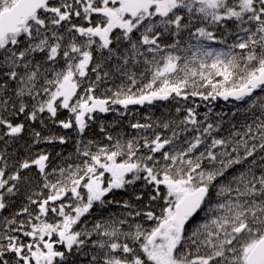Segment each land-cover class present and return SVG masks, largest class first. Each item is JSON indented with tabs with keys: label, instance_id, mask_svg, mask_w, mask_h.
<instances>
[{
	"label": "snow or ice",
	"instance_id": "snow-or-ice-1",
	"mask_svg": "<svg viewBox=\"0 0 264 264\" xmlns=\"http://www.w3.org/2000/svg\"><path fill=\"white\" fill-rule=\"evenodd\" d=\"M0 264H264V0H0Z\"/></svg>",
	"mask_w": 264,
	"mask_h": 264
},
{
	"label": "trees",
	"instance_id": "trees-1",
	"mask_svg": "<svg viewBox=\"0 0 264 264\" xmlns=\"http://www.w3.org/2000/svg\"><path fill=\"white\" fill-rule=\"evenodd\" d=\"M229 107H231L230 104H228V103H226V102H224V101H218V102H217V108H216V110H217V111H220V110L227 111ZM142 111H147V110H146V109H143ZM161 111H163L162 108L156 109V110H155V114H156V115H160V112H161ZM109 119H111V115L109 116Z\"/></svg>",
	"mask_w": 264,
	"mask_h": 264
},
{
	"label": "water",
	"instance_id": "water-1",
	"mask_svg": "<svg viewBox=\"0 0 264 264\" xmlns=\"http://www.w3.org/2000/svg\"><path fill=\"white\" fill-rule=\"evenodd\" d=\"M134 107H137L138 108L139 106H134Z\"/></svg>",
	"mask_w": 264,
	"mask_h": 264
}]
</instances>
